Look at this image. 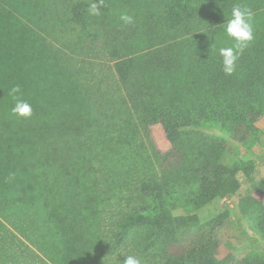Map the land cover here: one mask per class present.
I'll return each mask as SVG.
<instances>
[{
  "label": "trees",
  "instance_id": "16d2710c",
  "mask_svg": "<svg viewBox=\"0 0 264 264\" xmlns=\"http://www.w3.org/2000/svg\"><path fill=\"white\" fill-rule=\"evenodd\" d=\"M0 1V93L22 82L33 108L8 117L0 100V264H264L220 257L214 221L195 233L175 215L238 190L223 137L259 143L264 0H105L99 17L92 0ZM236 4L253 11L255 39L227 76L221 25ZM243 171L260 199L242 216L264 239V177L252 162Z\"/></svg>",
  "mask_w": 264,
  "mask_h": 264
},
{
  "label": "rangeland",
  "instance_id": "374dc122",
  "mask_svg": "<svg viewBox=\"0 0 264 264\" xmlns=\"http://www.w3.org/2000/svg\"><path fill=\"white\" fill-rule=\"evenodd\" d=\"M34 2L37 4V0H34ZM65 2L67 3V0ZM48 4L53 6L52 3ZM48 10H52V8L45 10L43 7L42 12L40 11V16L50 15ZM56 34V32H52V35ZM17 68L21 70L20 63ZM29 68L30 67H27L26 70H29ZM37 72V68L34 67L35 79L33 83L35 88L41 89L42 91L43 88H45L46 80L38 78ZM21 77L28 78L29 76L25 74L22 76L21 74L19 81ZM50 84L51 81L49 82V86ZM17 85H19L21 89L23 88L22 82ZM10 86L11 82L3 84L0 100L8 101L3 108L4 114L8 117H15L11 112L14 104L10 105V100H13L12 97L9 96L10 90L6 91V89H11ZM255 123L260 133L259 143L255 146L238 144L229 138L223 137L229 150L224 165L229 170H233L234 167L238 170L236 178L239 183V188L236 193L224 199L216 198L199 209L180 208L175 211V215L182 216L185 221L198 223V225L192 229L195 233L201 232L199 231V227H205L208 223L214 221L213 225H217V229L212 231L211 239L215 246H218L220 257L223 258L233 256L236 259H242L250 254H264V239L249 229L246 219L242 216V209L249 203L247 199L252 197L260 199L251 189L243 171L244 167L252 162L255 169L264 177V113L259 116ZM150 134L157 150L166 152L169 149V144L160 125L151 127ZM242 161L246 163H241Z\"/></svg>",
  "mask_w": 264,
  "mask_h": 264
},
{
  "label": "clouds",
  "instance_id": "9594fccd",
  "mask_svg": "<svg viewBox=\"0 0 264 264\" xmlns=\"http://www.w3.org/2000/svg\"><path fill=\"white\" fill-rule=\"evenodd\" d=\"M104 2L105 0H92L88 9L89 15L99 17ZM253 18L254 13L250 8L236 4L232 7L230 18L221 25L225 35L233 41L232 46L219 49V55L222 58V70L227 76L235 74L240 56L254 42ZM119 19L125 25H131L135 22L134 16L127 12L121 13ZM9 96L14 100L12 115L19 119H30L33 115V108L27 100L22 98L21 87L19 85L12 87ZM118 256L114 257L118 264H142L141 260L135 256H123L122 262L118 260Z\"/></svg>",
  "mask_w": 264,
  "mask_h": 264
},
{
  "label": "crops",
  "instance_id": "0c3cea01",
  "mask_svg": "<svg viewBox=\"0 0 264 264\" xmlns=\"http://www.w3.org/2000/svg\"><path fill=\"white\" fill-rule=\"evenodd\" d=\"M2 5H3V3L0 1V6H2ZM1 9H2L1 12H4V8L1 7ZM4 14H5V12H4ZM1 17H6V16H4V15H0V18H1ZM10 19H12V21H10V24L14 26L13 23H14L15 19L12 18V17H10Z\"/></svg>",
  "mask_w": 264,
  "mask_h": 264
}]
</instances>
